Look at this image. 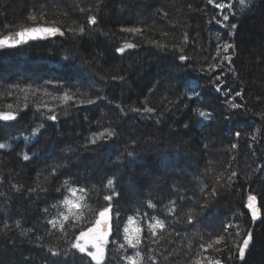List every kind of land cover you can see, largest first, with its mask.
Masks as SVG:
<instances>
[{
    "label": "trees",
    "instance_id": "trees-1",
    "mask_svg": "<svg viewBox=\"0 0 264 264\" xmlns=\"http://www.w3.org/2000/svg\"><path fill=\"white\" fill-rule=\"evenodd\" d=\"M216 10L209 0H0V38L38 24L63 33L0 53V111L19 115L0 124V264H96L71 244L109 204L102 264H264V243L254 252L264 209L260 221L247 210L250 195L264 201V0L232 20L234 30ZM129 27L143 34L121 31ZM107 130L116 135L90 142ZM73 190L83 208L69 211ZM129 218L142 230L135 248L125 243ZM153 218L165 225L155 236Z\"/></svg>",
    "mask_w": 264,
    "mask_h": 264
},
{
    "label": "snow or ice",
    "instance_id": "snow-or-ice-1",
    "mask_svg": "<svg viewBox=\"0 0 264 264\" xmlns=\"http://www.w3.org/2000/svg\"><path fill=\"white\" fill-rule=\"evenodd\" d=\"M212 2H213V0H209V3H212ZM239 4H240L241 11H243L245 8H249L250 7L251 0H239ZM215 6L217 8H220V9H224L225 7L231 8V5H225V4H221V3H217ZM80 10L84 11L83 8H81ZM40 18L43 19L44 18V14H41ZM29 19L34 21V20H36V16L35 15H30ZM224 19L227 20L228 17L225 16ZM88 22L90 24H93V25H95L97 23L95 17H90ZM231 27L234 30L236 25L233 24V25H231ZM121 31L126 32V33H131V34H141V35L143 34V30L140 27L123 28V29H121ZM57 32H59L58 28H48V27L30 28V29H24L23 31L17 32L16 36L21 37V39H23L25 36H30L32 39H35L36 36L34 34H36V33L54 35ZM79 32L81 34H83L84 33V28L81 27L79 29ZM61 34H63V33H61ZM41 38H43V37H41ZM184 39L187 40V35L186 34H185ZM18 43H20V41L13 40L12 37H5L3 39H0V48H3L5 46L14 47ZM126 46L131 48V47H134L135 45L128 44ZM158 47H164V45H158ZM231 48H234V45L231 44V43H226V44L223 45V50L225 52H227ZM118 51L122 53L124 51V49L120 48V49H118ZM180 59H181V61H183V60L186 59V57L181 56ZM225 59H229L230 60L231 57H225ZM114 79H115V77H114ZM121 79H122V77H121ZM196 87H198V85H196L195 87H191V91L193 92L194 95H196ZM236 94L240 95L241 93L237 92ZM189 98L191 99V97H189ZM63 99L65 101H68V100H71L72 97L68 93H65ZM88 103L91 104V103H93V101L89 100ZM230 107L232 109H237V108H240L241 105L230 103ZM8 108L11 109L12 105H8ZM132 111L139 112L141 110L138 109V108H134V109H132ZM143 111L144 112H152L153 109L145 107L143 109ZM196 111L198 112L199 116L204 118V119H211L212 118L210 113H207V112L202 111L200 109H197ZM15 118H16L15 115L12 114V113H7V114L0 113V120L10 121V120H14ZM48 119L55 120V116H49ZM41 127H43V125H39L36 129H34L32 135L33 136L37 135V133L39 132V129ZM186 127H187V125H186ZM115 135H116V133H115L114 130H107L106 132L100 133L98 136H94L90 142L92 144H95L97 142V140L107 139V138L115 136ZM236 136L239 137L240 133L237 132ZM253 139H255V137H253ZM7 147H8L7 143H0V149H5ZM205 147H207V145H205ZM235 147H236V145L233 144L232 148H235ZM23 159L25 161H27V160L30 159V157L25 153L23 155ZM235 175H236L235 172L231 173V176L229 177V182H231V177L235 176ZM65 183H67V182H65ZM106 187H108L110 189L113 187V180L112 179H108ZM80 191L83 192L84 189H80ZM72 195L75 196L76 193L73 192ZM104 199L107 200V201H111L112 200V195H106V196H104ZM255 199H256L255 196L250 195L248 197L249 203L247 205L249 209H252L253 221L258 219V210L255 209V207H254ZM64 203L66 205H71V208L69 209V211H71L72 208H75V209L83 208L82 204H80L78 202H75V201L65 200ZM148 206L150 208H154L155 207V205L152 204L151 201L148 202ZM110 210H111V205L110 204L105 206L104 209L99 212V218H97L94 221V226L89 227L86 231L85 230H81L80 235L77 236L75 238V242H73L71 244V248L72 249H75L79 253H83V254H86V255L90 256L91 259L96 262V264H102V262L104 260L105 245L107 244V235H108V232H109V219H110L109 212H110ZM174 210L175 209L173 208L170 211H174ZM76 215L79 216V212H77ZM189 216H191V214H189ZM68 218L69 217L67 215L64 216L65 220H68ZM153 219H155V218H153ZM51 223L54 224V222H51ZM129 223L130 224L133 223L132 218H129ZM61 227H63V226H61ZM164 227H165L164 222H163V220H160V219H155V223L154 224L150 223L148 225V228L151 231L153 236L156 235V229L163 230ZM230 227H232V225H230V224L226 225L225 226V232H227V229L230 228ZM124 231H125V243L128 246L135 248V247H137V245H139L141 243L139 235H131L130 234V231L135 232L137 234L140 233L142 230L139 227H137L135 229H132V230H130L128 227H126L124 229ZM236 235H239V233H236ZM251 239H252V234L249 231L247 233L246 238L243 239L241 246L238 248L239 256H240L241 259L244 258L245 251H246V249H248ZM224 240H225V237L223 235H221V236L217 237L213 241V243L218 245V244H221L222 242H224ZM213 243H209L207 247L208 248L213 247ZM124 246H125L124 244L120 245L121 248H123ZM90 249H92V250H90ZM205 250H207V249H205ZM217 250H219V249H217ZM49 251L51 252V254L53 256H59L60 255V253L52 251L51 249H49ZM65 255H68V253H66ZM136 257H140V253L139 252L136 253ZM129 264H138V261L136 259H134V258H129ZM217 264H219V261H217Z\"/></svg>",
    "mask_w": 264,
    "mask_h": 264
},
{
    "label": "rangeland",
    "instance_id": "rangeland-1",
    "mask_svg": "<svg viewBox=\"0 0 264 264\" xmlns=\"http://www.w3.org/2000/svg\"><path fill=\"white\" fill-rule=\"evenodd\" d=\"M257 1L258 0H251L250 7L249 8H245L243 11H241L239 0H213L214 5H216L217 3H221V4H225V5H231V8L225 7L224 9H220V8H217L215 6L216 9H217L215 14L217 15V19H218L219 24H223L224 27H226L228 29H231L232 28L231 25H233L232 20H234L235 18L237 19V17L239 18V17L243 16V14H245V13L249 12L250 10H252V8H254V6H255ZM225 16L228 17L227 20L224 19ZM258 32L261 34V36H264V29L261 30V31L258 30ZM256 62L261 64L260 67L264 66V58L263 59H259L258 58V60ZM197 161L199 162V167H203L204 169H206L208 167L207 163H206V162H208L207 159L204 160L202 157H199V158L196 157L195 158V162H197ZM146 179L147 178H146L145 175L141 176L140 182H141L142 185L147 182ZM178 180L180 181V179H178ZM73 192H75L76 195L74 196V195L71 194L69 200L80 203V200H81V197H82L80 192H78V190H73L72 193ZM198 203L196 205H198ZM69 207L71 208V205H69ZM261 207H262V204H261ZM72 209H75V208H72ZM203 209H205V208L203 207ZM262 209H264V201H263ZM262 222L263 223H261L259 225L260 226L258 228L259 230L257 232H255V241H256L255 242V248H254V252L255 253H258L260 251V247H261L262 243H264V221H262ZM126 227H128L130 230L137 228L135 223H131V224L128 223V224H126V226L123 227V229H125ZM130 234L131 235H135L136 233L130 231ZM109 240H110V238L107 239V244L105 245L104 259H105V256L107 254V247H108V244H109ZM90 250H92V249H90ZM219 264H221V263H219Z\"/></svg>",
    "mask_w": 264,
    "mask_h": 264
},
{
    "label": "water",
    "instance_id": "water-1",
    "mask_svg": "<svg viewBox=\"0 0 264 264\" xmlns=\"http://www.w3.org/2000/svg\"><path fill=\"white\" fill-rule=\"evenodd\" d=\"M42 27L58 28L59 32H57L54 35L36 33V34H34L36 36L35 39H32L30 36H25L23 39H21V37H19V36H16L17 32L23 31L24 29L42 28ZM60 35H61V28L58 25H54V24H48V25L47 24H38V25H32V26L24 27V28H21L19 30L10 32V33H8V34H6V35H4V36H2L0 38V39H3L5 37H12L13 40L20 41V43L16 44L14 47L5 46L3 48H0V53L20 50V49L28 47V46H30L32 44H35L37 42H49V41H52V40L58 38ZM41 37H43V38H41ZM0 113H5V114L12 113L16 117L14 120H10V121L0 120V124L11 125V124L16 123L18 121V119H19V115L17 113L13 112V111H0ZM248 203H249V201L247 200V205H248ZM254 207H255V209L258 210V219H256V221H260L262 219V217H263V209L261 207V202H260V200L257 197H256V199L254 201ZM247 210H248L249 214L252 217V209H249L248 206H247ZM109 217H110V219H109V232H108V235L111 233L112 228H113V208L112 207H111V210L109 212ZM251 244H252V241H250L249 247H248V249H246L245 254L250 250Z\"/></svg>",
    "mask_w": 264,
    "mask_h": 264
},
{
    "label": "flooded vegetation",
    "instance_id": "flooded-vegetation-1",
    "mask_svg": "<svg viewBox=\"0 0 264 264\" xmlns=\"http://www.w3.org/2000/svg\"><path fill=\"white\" fill-rule=\"evenodd\" d=\"M111 233H112V231H111ZM111 233L107 236V239H109L110 238V236H111Z\"/></svg>",
    "mask_w": 264,
    "mask_h": 264
}]
</instances>
